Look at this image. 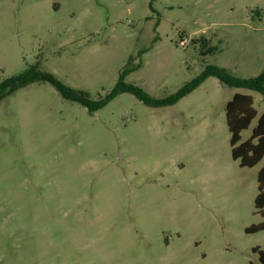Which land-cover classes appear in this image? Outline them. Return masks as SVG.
Returning <instances> with one entry per match:
<instances>
[{
    "label": "rangeland",
    "instance_id": "obj_1",
    "mask_svg": "<svg viewBox=\"0 0 264 264\" xmlns=\"http://www.w3.org/2000/svg\"><path fill=\"white\" fill-rule=\"evenodd\" d=\"M33 65L110 98L39 81L0 101V264H260L264 156L232 159L225 104L253 98L243 141L264 96L205 71H264V0H0V78Z\"/></svg>",
    "mask_w": 264,
    "mask_h": 264
},
{
    "label": "trees",
    "instance_id": "obj_2",
    "mask_svg": "<svg viewBox=\"0 0 264 264\" xmlns=\"http://www.w3.org/2000/svg\"><path fill=\"white\" fill-rule=\"evenodd\" d=\"M203 40L204 39H200L199 41L203 42ZM193 42L196 43L194 39ZM211 50L212 48H204L201 52L205 54ZM126 72H128V69H125L123 74ZM210 75L215 76L221 82H224L229 86L257 90L264 96V71L261 72L258 77L252 79H231L228 77V74L224 69L211 66L205 71V76ZM39 81L51 82L65 98L80 103L90 111L102 107L110 98V96H108L103 99L99 98L93 100L90 98L88 92L66 86L49 73L39 70L37 65H33L12 76L0 78V101L15 92L17 89L24 87L29 83ZM115 92L137 93L144 102L155 105L159 104V102L153 103L147 94H144L139 88L132 85L126 86L121 80L118 81ZM161 104L165 103L162 102ZM256 115L257 111L253 107V98L250 94L236 92L225 104L226 125L230 133L229 144L231 148V157L234 160H238L240 167H254L264 156V110L258 116L256 124L252 128L250 137L246 140H241V131L250 125ZM257 183L258 192L254 199V207L256 212L264 217V163L257 171ZM263 229L264 219L258 224H252L249 227H246L245 231L247 233H255ZM252 250L258 254L260 264H264V249L256 246L253 247Z\"/></svg>",
    "mask_w": 264,
    "mask_h": 264
}]
</instances>
